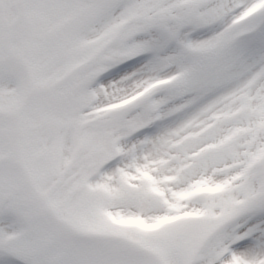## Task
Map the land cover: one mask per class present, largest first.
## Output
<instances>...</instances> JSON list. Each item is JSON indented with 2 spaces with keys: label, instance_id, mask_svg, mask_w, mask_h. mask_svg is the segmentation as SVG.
I'll use <instances>...</instances> for the list:
<instances>
[{
  "label": "snow or ice",
  "instance_id": "1",
  "mask_svg": "<svg viewBox=\"0 0 264 264\" xmlns=\"http://www.w3.org/2000/svg\"><path fill=\"white\" fill-rule=\"evenodd\" d=\"M0 264H264V0H0Z\"/></svg>",
  "mask_w": 264,
  "mask_h": 264
}]
</instances>
